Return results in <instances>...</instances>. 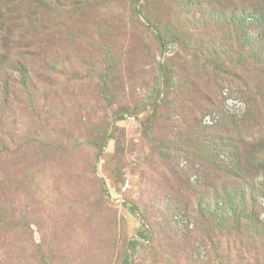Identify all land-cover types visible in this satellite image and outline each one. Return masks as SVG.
Listing matches in <instances>:
<instances>
[{
	"label": "rangeland",
	"instance_id": "obj_1",
	"mask_svg": "<svg viewBox=\"0 0 264 264\" xmlns=\"http://www.w3.org/2000/svg\"><path fill=\"white\" fill-rule=\"evenodd\" d=\"M0 264H264V0H0Z\"/></svg>",
	"mask_w": 264,
	"mask_h": 264
}]
</instances>
